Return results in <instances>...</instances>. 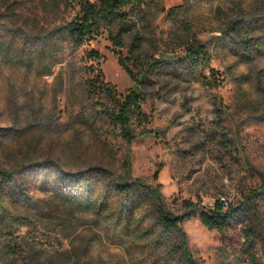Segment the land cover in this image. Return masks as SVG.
I'll return each instance as SVG.
<instances>
[{
	"label": "rangeland",
	"instance_id": "obj_1",
	"mask_svg": "<svg viewBox=\"0 0 264 264\" xmlns=\"http://www.w3.org/2000/svg\"><path fill=\"white\" fill-rule=\"evenodd\" d=\"M50 1L16 0L10 30L0 27V171L14 170L10 182L0 183V219L12 223L4 229L0 222V264H153L156 257L158 264H187L185 250L192 264H264V190L254 194L264 186V0H147L130 19L131 31L104 25L79 48L57 33L42 40L77 11L67 0ZM111 34L123 36L121 48ZM199 43L209 65L194 69L181 57ZM92 48L102 56L105 80L121 94L147 69L145 119L133 127L136 135L142 127L151 134L129 143L115 123L90 114L99 100L87 87L95 77L89 65L96 61L85 54ZM126 155L131 178L159 189L173 214L195 206L183 233L173 229L161 239L168 249L161 257L131 228L62 200L54 191L62 177L25 169L32 158L55 160L77 174L63 188L76 194L100 177L97 164L122 175ZM244 202L223 231L199 218L202 210ZM147 205L130 227L152 223ZM251 228L254 236H247ZM6 230L18 238L17 259L5 252Z\"/></svg>",
	"mask_w": 264,
	"mask_h": 264
},
{
	"label": "trees",
	"instance_id": "obj_2",
	"mask_svg": "<svg viewBox=\"0 0 264 264\" xmlns=\"http://www.w3.org/2000/svg\"><path fill=\"white\" fill-rule=\"evenodd\" d=\"M15 2L16 0H0V27L2 29L10 30V25L16 15ZM146 2L147 0H67L69 5H74L77 8L75 14L50 28L45 33V36H43V39L37 38L44 40L52 34L57 33L74 48H79L83 44L93 41L101 33V27L104 25L117 24L122 31L128 33L132 29L130 19ZM233 29L236 30V26ZM11 30L13 29L11 28ZM111 38L116 48L119 49L124 45L121 34H111ZM136 38L139 37L135 36L132 44L133 51L136 50L140 43ZM3 41H5L4 38L0 40V43L3 44ZM117 53L120 54V51H117ZM85 54L89 60L96 61V63L92 62L89 65V69L95 72V77L88 80L87 87L90 96L98 97L99 100L94 101L90 114L95 118H105L115 123L120 129V134L129 143L134 141L138 136L151 134V130L142 127L140 133L136 135L133 127L134 122L142 124L145 119L141 105L143 100L141 84L144 82L147 69L140 72L141 77L136 80L132 88L121 94L114 85L105 80L100 67L101 54L93 48L86 50ZM209 58L206 45L201 43L188 46L185 49L183 57H181L182 60L188 61L194 69L208 66ZM120 62L131 73L125 64V58L120 56ZM101 99H105L106 101L103 102ZM97 103H101V106L95 107L94 105ZM39 168L43 169L44 176L49 177L54 175L55 179H57L56 181L60 182L63 179V186L54 190L56 195L62 200L75 203L80 210L95 212L99 215L104 214L117 227L123 226L125 230L131 228L137 235L146 240L144 245L153 247L156 254L160 257L163 252H168L166 244L161 239L166 240L165 236L168 237L173 229L183 233L181 223L193 215L195 208L194 204L186 203V209L182 214H173L166 208L159 189L145 186L139 178H131V161L128 155H126L124 160V172L122 175L112 172L108 165L97 164L94 170L98 171L100 177L95 182L88 179L87 183L81 187L82 191L76 194L63 190V188L70 187V182L75 180L77 177L75 172L64 171L59 162L50 158L40 160L29 159L25 167L26 170ZM19 171L21 172L22 170ZM13 173L14 170L0 171V183L3 184L5 182L7 184L10 182ZM57 177L62 178L58 180ZM64 179L66 180L65 182ZM19 183L16 182L14 185L20 187ZM143 188H147V192L144 193L145 198L133 199L131 195L133 189L140 190ZM263 190L264 186L254 191V194H258ZM24 197L25 201L31 198L29 195H25ZM4 203L3 187L0 186V206L3 209H5ZM146 204L152 210L150 216L152 223L138 227V222L133 227H130L135 220V214ZM244 204H247V202L238 205H228L227 208L215 207L202 210L199 218L209 229L223 231L226 227L230 226L232 220L235 219ZM124 211H127V213H124ZM141 215L143 218L146 217L145 213ZM5 217L0 219V222L4 223V229L9 228L12 224L10 220L5 221ZM254 232V228H251L246 235L254 236ZM5 235L10 240V242L5 244V252L12 259L21 257L19 256L22 252L17 243L18 238H14L10 230H6ZM13 239L14 243L12 242ZM182 248H185V246L183 245ZM184 254V257L188 259L187 264H192L188 251L185 250ZM156 259L158 257L154 259L153 264H158V260ZM178 264H180V261Z\"/></svg>",
	"mask_w": 264,
	"mask_h": 264
}]
</instances>
